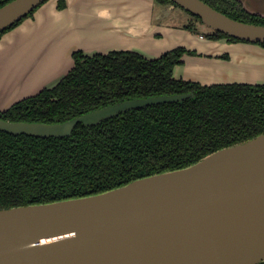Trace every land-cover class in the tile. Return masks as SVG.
Wrapping results in <instances>:
<instances>
[{
    "label": "water",
    "instance_id": "1",
    "mask_svg": "<svg viewBox=\"0 0 264 264\" xmlns=\"http://www.w3.org/2000/svg\"><path fill=\"white\" fill-rule=\"evenodd\" d=\"M46 1L12 0L1 7L0 34ZM172 1L171 8H183L214 31L264 43L263 24L234 19L204 0ZM194 96L126 99L56 123L0 118V132L68 137L78 124L97 126L128 111ZM262 263L264 133L188 167L103 193L0 209V264Z\"/></svg>",
    "mask_w": 264,
    "mask_h": 264
},
{
    "label": "trees",
    "instance_id": "2",
    "mask_svg": "<svg viewBox=\"0 0 264 264\" xmlns=\"http://www.w3.org/2000/svg\"><path fill=\"white\" fill-rule=\"evenodd\" d=\"M11 1L0 0V8ZM204 1L234 19L264 25V16L249 13L239 0ZM155 2L173 4L172 0ZM66 7L67 0H58V9ZM182 28L203 35L196 22ZM204 36L246 42L214 30ZM259 45L264 48V43ZM196 53L178 47L148 59L134 51L93 56L74 52L75 65L57 86L19 101L1 112L0 118L56 123L126 99L189 92L195 96L128 111L97 126L78 124L68 137L0 132V209L103 193L188 167L264 133V85H202L174 78L183 56Z\"/></svg>",
    "mask_w": 264,
    "mask_h": 264
},
{
    "label": "crops",
    "instance_id": "3",
    "mask_svg": "<svg viewBox=\"0 0 264 264\" xmlns=\"http://www.w3.org/2000/svg\"><path fill=\"white\" fill-rule=\"evenodd\" d=\"M264 14V0H240ZM159 7V8H158ZM155 0H48L0 38V112L57 86L75 65L74 52L88 56L134 51L156 59L178 47L185 54L174 78L202 85L264 84V48L249 42L212 40L161 16ZM224 55L229 58L225 59Z\"/></svg>",
    "mask_w": 264,
    "mask_h": 264
},
{
    "label": "rangeland",
    "instance_id": "4",
    "mask_svg": "<svg viewBox=\"0 0 264 264\" xmlns=\"http://www.w3.org/2000/svg\"><path fill=\"white\" fill-rule=\"evenodd\" d=\"M170 6L169 5L163 6L166 9V11H165V14H163V16H161L170 25H176V26L182 27L184 24H187V23L193 21V22H196L197 23V26H198L199 30L202 32L203 35H205L208 32H212V29H210L209 27H207L202 22L196 21L193 18V16H191L183 8H180V7L171 8ZM260 15L264 16V14H261V13H260ZM261 85H264V84H261Z\"/></svg>",
    "mask_w": 264,
    "mask_h": 264
},
{
    "label": "flooded vegetation",
    "instance_id": "5",
    "mask_svg": "<svg viewBox=\"0 0 264 264\" xmlns=\"http://www.w3.org/2000/svg\"><path fill=\"white\" fill-rule=\"evenodd\" d=\"M26 18H27V17H26ZM47 89H51V88H47ZM42 91H43V90H42ZM39 93H40V92H39ZM36 95H37V94H36ZM20 101H21V100H20ZM17 103H18V102H17ZM15 104H16V103H15ZM15 104H13V105H15ZM13 105H12V106H13ZM12 106H11L10 108L4 110V111H1V112H5V111H9V110H11V109H12ZM1 112H0V113H1ZM6 119H8V118H6Z\"/></svg>",
    "mask_w": 264,
    "mask_h": 264
},
{
    "label": "built area",
    "instance_id": "6",
    "mask_svg": "<svg viewBox=\"0 0 264 264\" xmlns=\"http://www.w3.org/2000/svg\"><path fill=\"white\" fill-rule=\"evenodd\" d=\"M201 37H204V35H201Z\"/></svg>",
    "mask_w": 264,
    "mask_h": 264
}]
</instances>
